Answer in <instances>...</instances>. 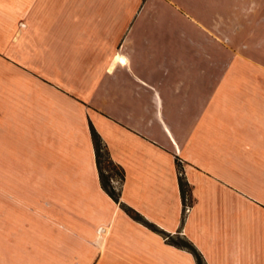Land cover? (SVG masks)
Listing matches in <instances>:
<instances>
[{
	"label": "crops",
	"instance_id": "0c3cea01",
	"mask_svg": "<svg viewBox=\"0 0 264 264\" xmlns=\"http://www.w3.org/2000/svg\"><path fill=\"white\" fill-rule=\"evenodd\" d=\"M258 57L264 0H0V264H198L103 188L91 123L124 202L208 264H261Z\"/></svg>",
	"mask_w": 264,
	"mask_h": 264
},
{
	"label": "trees",
	"instance_id": "16d2710c",
	"mask_svg": "<svg viewBox=\"0 0 264 264\" xmlns=\"http://www.w3.org/2000/svg\"><path fill=\"white\" fill-rule=\"evenodd\" d=\"M91 131L96 152L97 165L99 168L100 180L103 188L116 201L120 202L121 206L135 219L143 222L150 228L163 233L165 236H167V239L171 243L192 251L196 257L198 264H208L201 250L186 235H182L180 233L172 234L170 232H167L166 230L158 226L155 222L145 217L136 208L121 199V185L125 179V169L112 158L106 141L93 123H91ZM105 162H107L108 164L106 165ZM178 166L180 169L179 184L184 202V210L182 216L183 223L186 216L187 198L191 194V186L185 173L183 172V165L180 160H178ZM116 178H119L120 180L119 186L114 182Z\"/></svg>",
	"mask_w": 264,
	"mask_h": 264
},
{
	"label": "rangeland",
	"instance_id": "374dc122",
	"mask_svg": "<svg viewBox=\"0 0 264 264\" xmlns=\"http://www.w3.org/2000/svg\"><path fill=\"white\" fill-rule=\"evenodd\" d=\"M252 58L248 59V58H244V57H241L239 58V63L240 64H252L253 61L251 60ZM256 62L255 63H258V64H264V57H258V58H255ZM1 144V143H0ZM105 164L107 165L108 163L105 162ZM2 171L3 170H0V178H2L3 174H2ZM114 182L119 186L120 185V180L119 178H116L114 180ZM15 191L18 192V193H21V192H24V189L22 187H17V189L15 188ZM192 202H193V198L191 196V194L188 196L187 198V204H186V207H189V209L186 208V214L187 212L191 209V206H192ZM60 233V231L58 232ZM61 234V233H60ZM258 251V250H257ZM262 252V254L259 253V255H257L256 257V260L254 261H258L259 259H261L260 263L261 264H264V251L260 250ZM244 264H251V263H244Z\"/></svg>",
	"mask_w": 264,
	"mask_h": 264
},
{
	"label": "built area",
	"instance_id": "2783aa9c",
	"mask_svg": "<svg viewBox=\"0 0 264 264\" xmlns=\"http://www.w3.org/2000/svg\"><path fill=\"white\" fill-rule=\"evenodd\" d=\"M187 209H189L190 208V206L189 207H186Z\"/></svg>",
	"mask_w": 264,
	"mask_h": 264
}]
</instances>
